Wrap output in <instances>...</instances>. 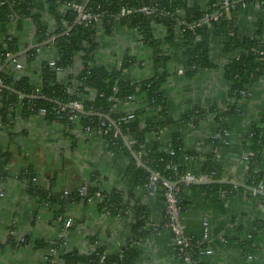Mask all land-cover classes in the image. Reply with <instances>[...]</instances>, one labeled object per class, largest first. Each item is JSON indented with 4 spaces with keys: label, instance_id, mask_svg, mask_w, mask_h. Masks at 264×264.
<instances>
[{
    "label": "trees",
    "instance_id": "1",
    "mask_svg": "<svg viewBox=\"0 0 264 264\" xmlns=\"http://www.w3.org/2000/svg\"><path fill=\"white\" fill-rule=\"evenodd\" d=\"M228 1L231 7H226L223 0H0V139H3L0 142V185L12 176L10 164L15 147L34 131L29 125L21 126V123L36 118L41 120V127L53 123L60 125V136L49 144L62 157L67 148L77 144L76 126L84 131L88 128L90 132H100L110 151L129 157L126 174L131 175L136 170L137 185L149 184L153 176L149 170H152L159 175L153 184L164 201L163 181L175 182L173 187L180 216L189 208L193 192L205 195L223 192L228 197L234 192L244 191L245 188L229 183L185 182L183 176L188 172L187 165L180 159L182 156H196V153L184 149L178 130L171 134L168 149L158 138L171 125L183 122L196 126L211 116L217 125L216 135L208 139L210 149L203 156L197 176L213 180L224 178L223 170L217 163V154L226 144V133L231 131L228 119L238 114L237 102L249 85L259 81L264 71V19H258L253 35L242 38L238 36L236 24L242 3L257 2L264 9V0ZM73 2L81 4L85 11L97 14L99 20L77 21V11L70 5ZM141 6L148 7L152 12L147 15L136 10ZM122 7L135 10L120 14ZM32 25L36 28L33 43L49 41L13 59L15 62H21V57L24 59L22 69H16L13 60H6L27 45L26 37L31 34ZM117 25L136 31L138 40L152 51L153 75L140 82L126 80L124 69L142 62L129 53L109 64H99L96 60L98 36L111 35ZM158 26L165 29L160 38L154 33ZM69 27L70 30L60 35ZM215 38L219 39L221 49L227 55L222 76L227 82L228 95L233 104L224 108L194 105L189 114L179 119L171 117L161 90L173 74L169 67L170 49L175 45L182 48L186 62L184 73L191 77L198 69L215 67L209 55L211 41ZM76 59L80 61V66L77 71L71 72ZM51 60L54 65L49 64ZM64 71H70L65 78L60 76ZM33 74L37 76L36 80ZM137 88L145 92V104L113 112V106L118 101L130 100ZM74 101L81 104L80 110L71 106ZM129 114H132L131 118L127 117ZM151 134L157 139L147 149L146 140ZM243 140L248 146L243 182L248 187L260 189L264 184V169L260 164L264 157V115L250 124ZM131 151L139 156L145 168L138 166ZM18 176L25 182L27 195L41 198L42 203L53 208L54 217L62 221L67 217L65 205L83 198H98L99 208L108 214L124 215L129 209L120 193L99 189L94 172L85 194H80L81 188H76L66 196L61 190L39 187L37 172L31 162L21 169ZM254 195L264 200L257 193ZM132 210V236L118 251L109 252L106 246L97 243L81 252L78 248H67L63 236L52 242L44 238L35 239L31 242L33 248L46 251L40 264H59V261L64 264H136L142 254L139 242L149 233L146 227L149 212L140 205ZM166 224L163 207V217L157 227L161 229ZM263 228L264 221H258L249 229L250 239L241 242L246 250L252 247L253 237ZM197 239L193 238L195 245L189 251L188 262L176 254L179 264L206 263L203 250L208 243H196ZM23 241L15 235L8 237L12 247H19ZM49 249L55 253L48 254Z\"/></svg>",
    "mask_w": 264,
    "mask_h": 264
},
{
    "label": "crops",
    "instance_id": "2",
    "mask_svg": "<svg viewBox=\"0 0 264 264\" xmlns=\"http://www.w3.org/2000/svg\"><path fill=\"white\" fill-rule=\"evenodd\" d=\"M236 17L238 36L247 37L255 32L258 19H264V9L257 2L242 3ZM154 33L160 38L165 29L158 26ZM26 38L28 40L29 35ZM262 38L264 41V32ZM98 43L96 60L99 64L112 63L126 53L142 60L140 64L124 69L126 80L140 82L153 75L152 51L138 40L136 31L117 25L111 35L100 34ZM182 52L179 45L170 49L169 67L173 74L161 88L167 100L169 115L179 119L189 114L194 105L205 108L232 105L233 99L228 95V85L222 76L227 55L223 53L219 39L211 41L209 50L215 67L198 69L194 76L185 75L186 62ZM23 60L21 57L20 63ZM11 64L14 67V63ZM79 66L80 61L76 59L71 72L77 71ZM68 72L64 71L60 76L65 78ZM36 78L33 74V79ZM134 93L130 100L118 101L113 106V112L143 106L146 102L145 92L137 88ZM237 109L238 114L228 119L231 131L225 139L226 144L218 151L217 163L223 170V179L243 182L248 147L243 139L250 124L264 115V71L257 83L247 87L237 102ZM27 125L34 131L15 147L10 164L12 176L0 185V264H40L46 251L35 250L31 242L41 238L54 241L63 236L67 248H78L81 252L97 243L106 246L109 252L118 251L132 236V209L136 205L144 206L149 212L146 226L149 233L139 242L142 254L136 264H179L171 231L167 227H157L163 217L161 194L151 182L144 186L137 185L136 170L131 175L126 174L129 157L110 151L99 131L87 132L78 126L75 129L77 144L67 148L62 157L49 144L60 136L59 124L41 127V120L35 118L31 122L21 123V126ZM216 126L211 116L196 126L180 122L163 130L158 138L162 146L168 149L171 134L178 130L184 149L196 153V156L188 158L182 156L180 162L187 165L188 174L197 177L203 156L210 149L208 139L216 135ZM155 139L157 137L154 134L147 137V149ZM30 162L37 172L39 187L51 191L61 190L64 196L76 188L87 190L91 173H96L99 189L120 193L129 207L128 212L124 215L108 214L99 208L98 198L78 199L65 205L64 213L72 219V225L65 228L63 223L60 224L54 218L53 208L42 203L35 195H26L25 182L20 177H14ZM260 164L264 169V157ZM260 189L264 190V184ZM250 191H237L228 197L223 192L191 194V204L181 214L180 220L188 237L200 239L206 229V241L211 252L205 254V264H264V228L253 237L251 248L246 250L241 244L250 239L249 229L256 222L264 221V200ZM11 235L26 240L17 248L12 247L8 242Z\"/></svg>",
    "mask_w": 264,
    "mask_h": 264
},
{
    "label": "built area",
    "instance_id": "3",
    "mask_svg": "<svg viewBox=\"0 0 264 264\" xmlns=\"http://www.w3.org/2000/svg\"><path fill=\"white\" fill-rule=\"evenodd\" d=\"M223 3L226 7H231L229 4L228 0H223ZM73 9L77 11V16L79 17L80 20H94L98 21V15L85 11L84 7L79 4V3H71L70 4ZM135 9L127 8V7H122L120 10V14H125V13H130L134 11ZM136 10L142 11L146 13L147 15L150 14L152 11L146 6H141L137 8ZM50 65H54V61H49ZM22 64L18 61L15 62V68L16 69H22ZM71 106L75 109L80 110L81 109V104L79 102H72ZM128 118L132 117V114H129L127 116ZM85 131H89L88 128L85 129ZM227 135V133H226ZM152 181L151 183H154L156 177L152 176ZM183 179L187 181H192V180H199V179H206V177H194L193 175L186 174L183 176ZM163 186L165 188L164 190V209H165V214L167 217V224L166 227L171 231L172 233V239H173V246L175 249V253L178 255L179 258H181L183 261L188 262L190 260V254L189 251L193 248L195 245V241L193 238L186 236V234L183 231V226L181 224V216L179 215V211L176 207V191L175 188L168 182V181H163ZM71 224V219L66 218L64 221V226L68 227ZM207 232L206 229H204L202 236L200 239H197L196 243L204 242L207 239ZM211 252V249L207 247L206 249L203 250L204 254H209Z\"/></svg>",
    "mask_w": 264,
    "mask_h": 264
},
{
    "label": "water",
    "instance_id": "4",
    "mask_svg": "<svg viewBox=\"0 0 264 264\" xmlns=\"http://www.w3.org/2000/svg\"><path fill=\"white\" fill-rule=\"evenodd\" d=\"M78 20H79V17H77V21ZM68 30H70V27L66 31H64L63 33H61L60 35L65 34ZM35 31H36V28H35L34 25H32V31H31V34L29 35V39H28L27 45H25L24 48L20 49L16 53L9 55V57L6 60V62H10L12 59H15L16 57L24 56L32 48H39V47L43 46L45 43H47L49 41V40H46V41H44L42 43H39V44L33 43V36L35 34ZM54 38L55 37H52L51 39H54ZM0 85H1V83H0ZM131 155L136 160V162H137V164H138L139 167H144L145 168V165L142 163V161L137 157V155L133 151H131ZM149 172L152 173L153 176L159 178V175L156 174V173H154V172H152V170H149ZM184 181L187 182V183H196V184H202V183L209 184V183H215V182L216 183H225V184L226 183H229V184H232V185H235V186L243 187L246 190H251L252 192L257 193V194L261 195L262 197H264V190H262V189H254L252 187H248L243 182H240V181L227 180V179H219V180L199 179V180H192V181H187V180L184 179ZM168 182L172 186H175L176 185L175 182H170V181H168ZM83 191H84L83 194H85L86 193V189L83 188Z\"/></svg>",
    "mask_w": 264,
    "mask_h": 264
},
{
    "label": "flooded vegetation",
    "instance_id": "5",
    "mask_svg": "<svg viewBox=\"0 0 264 264\" xmlns=\"http://www.w3.org/2000/svg\"><path fill=\"white\" fill-rule=\"evenodd\" d=\"M16 176L19 177L18 175H15L14 177H16ZM35 180H36V179H35ZM1 189H2V188L0 187V194H2ZM81 191H82V192H81ZM83 192H84V191H83V188H81V189H80V194H83ZM25 194H26V195L28 194V193L26 192V189H25ZM33 196H34V195H33ZM40 199H41V198H40ZM54 218H55V217H54ZM66 218H67V217H66ZM55 219H56L58 222H60V224L63 223V225H64V221H65V219H64L63 221H62V219L60 220L59 217H57V218H55ZM70 219H71V218H70ZM71 225H72V219H71V224H70L68 227H70ZM68 227H65V228H68ZM60 237H61V236H60ZM60 237H59V238H60ZM20 238H22L23 240H26V238H24V237H20ZM59 238H57V239H59ZM57 239H56V240H57ZM34 240H35V239H34ZM54 241H55V240H54ZM51 242H52V241H51ZM65 242H66V241H64V245H66ZM32 245H33V244H32ZM35 250H37V249H35ZM39 250H41V249H39ZM47 253H48V254H52V253H55V251H53L52 249H49V250L47 251ZM44 259H45V258H44Z\"/></svg>",
    "mask_w": 264,
    "mask_h": 264
}]
</instances>
